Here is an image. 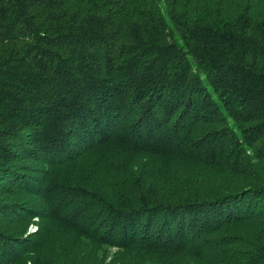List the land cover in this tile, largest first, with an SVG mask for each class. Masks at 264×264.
<instances>
[{"label":"trees","instance_id":"trees-1","mask_svg":"<svg viewBox=\"0 0 264 264\" xmlns=\"http://www.w3.org/2000/svg\"><path fill=\"white\" fill-rule=\"evenodd\" d=\"M0 264H264V0H0Z\"/></svg>","mask_w":264,"mask_h":264},{"label":"rangeland","instance_id":"rangeland-1","mask_svg":"<svg viewBox=\"0 0 264 264\" xmlns=\"http://www.w3.org/2000/svg\"><path fill=\"white\" fill-rule=\"evenodd\" d=\"M121 154H124V153H121ZM36 230H37L36 226L31 227L32 232H35ZM85 241H86L85 248L88 251H92L98 257L97 258L98 260L104 259L106 260V262H111L112 260L120 261L126 257L123 255V251L118 248L110 247L107 245H104L103 247H96V246H93L88 240H85Z\"/></svg>","mask_w":264,"mask_h":264}]
</instances>
